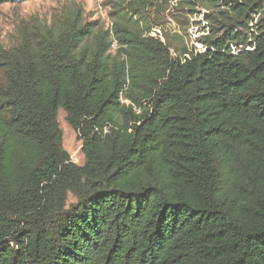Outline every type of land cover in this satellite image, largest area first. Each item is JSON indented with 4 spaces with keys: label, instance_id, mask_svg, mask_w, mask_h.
Returning a JSON list of instances; mask_svg holds the SVG:
<instances>
[{
    "label": "trees",
    "instance_id": "16d2710c",
    "mask_svg": "<svg viewBox=\"0 0 264 264\" xmlns=\"http://www.w3.org/2000/svg\"><path fill=\"white\" fill-rule=\"evenodd\" d=\"M170 4L112 0L107 31L65 12L0 48V264H264V0L178 1L211 14L205 52L176 56Z\"/></svg>",
    "mask_w": 264,
    "mask_h": 264
},
{
    "label": "rangeland",
    "instance_id": "374dc122",
    "mask_svg": "<svg viewBox=\"0 0 264 264\" xmlns=\"http://www.w3.org/2000/svg\"><path fill=\"white\" fill-rule=\"evenodd\" d=\"M178 1L171 0L165 15L159 13L153 15L159 16V21L167 31L170 42L175 45L172 49L174 56L180 54L176 49L195 47L197 38L206 31L205 28L209 27L205 16L211 14L208 9L202 6H197L194 13L187 6L185 9L177 8ZM110 2L112 0H12L0 2V48L12 47L18 41L19 33L25 26L31 27L34 22L41 25L50 24L51 20L58 16L61 17L63 13L69 11H81L83 20L89 28L96 31L103 28L107 31L112 26ZM200 50H203V47ZM58 122L63 133L64 150L70 155L73 163L84 166L85 156L82 152V142L78 140L76 132L67 122L66 113L63 110L58 113Z\"/></svg>",
    "mask_w": 264,
    "mask_h": 264
},
{
    "label": "built area",
    "instance_id": "2783aa9c",
    "mask_svg": "<svg viewBox=\"0 0 264 264\" xmlns=\"http://www.w3.org/2000/svg\"><path fill=\"white\" fill-rule=\"evenodd\" d=\"M177 1H178V0H177ZM205 30H206V31H204V32L202 33V35H206V34L208 33V31H209V27L205 28ZM205 32H206V33H205ZM202 35H201V36H202ZM154 36H156V34H154ZM198 38H199V37H198ZM198 38H197L196 43L194 44V46H195L196 49L198 48L197 51H199V52H205L204 45H203L202 42H200V41L198 40ZM202 47H203V50H200ZM242 49H243V46H242V45H239V46L230 45V50H231V52H232L233 55H237V54H239L240 50H242ZM245 49H246V50H251V48H249V47H246Z\"/></svg>",
    "mask_w": 264,
    "mask_h": 264
}]
</instances>
